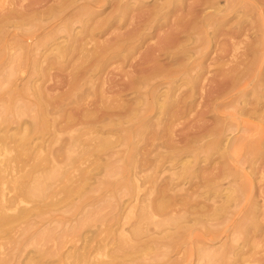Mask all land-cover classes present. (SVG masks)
<instances>
[{"label": "rangeland", "instance_id": "rangeland-1", "mask_svg": "<svg viewBox=\"0 0 264 264\" xmlns=\"http://www.w3.org/2000/svg\"><path fill=\"white\" fill-rule=\"evenodd\" d=\"M61 1L0 0V17L26 13L0 22V194L39 189L0 227V264H264V103L240 113L264 77V0H215L228 19L216 34L199 0L165 17L166 0H120L114 22L119 0L50 15ZM213 128L223 158L204 146Z\"/></svg>", "mask_w": 264, "mask_h": 264}, {"label": "bare ground", "instance_id": "bare-ground-1", "mask_svg": "<svg viewBox=\"0 0 264 264\" xmlns=\"http://www.w3.org/2000/svg\"><path fill=\"white\" fill-rule=\"evenodd\" d=\"M59 1V0H58ZM229 1V0H227ZM262 1V0H261ZM4 2V1H3ZM19 2H22L21 4V7H23L22 9H24L25 7L29 6V3L27 4H24V0H19ZM44 2V0H43ZM54 2V1H53ZM62 3L59 5V6H56L55 9L54 8H50L48 10V12L50 13V15H56V14H65L68 12V8L71 6H73L75 3H77V0L75 1H70V0H62L61 1ZM182 1L180 0H166L164 3H162L161 5H155L156 7V11L155 13L153 14L154 17L157 15V14H161L163 17L167 16L172 10L175 11V9L177 8V6L181 3ZM197 2V1H196ZM8 3V2H7ZM11 3V1H10ZM98 3H102V0H84L83 1V4L80 5L78 7V13L81 14V13H84V12H89L91 13L92 15V12L90 11V9H92L93 7L97 6ZM120 3V0L118 1V3L114 6L113 8V11H115L114 13H112V15L109 17L111 19V21H120L122 19H124L126 16H125V6L124 8H122V6L119 4ZM194 3V2H193ZM230 3V2H229ZM195 4V3H194ZM217 4V1L215 0H199V2H197V7L201 8L202 10H206V9H211L212 11V8L214 10V12L212 13H207L203 16V18L201 17L202 19V22H206L208 25H214L213 26V33L216 34V32L219 30V27L223 26L224 24H226L228 22V19H225L224 20V13H221L222 10L220 8H218L216 6ZM2 5V3L0 4ZM9 5V4H8ZM192 4H190L191 6ZM225 5V4H223ZM128 6V5H127ZM196 6V5H195ZM194 7V5H193ZM257 7V6H256ZM13 8V7H12ZM167 8V9H165ZM240 9V8H239ZM4 10V9H2ZM20 10V9H19ZM50 10H55V11H50ZM229 10H230V6H229ZM258 10V9H257ZM26 11V10H25ZM116 12H118L116 14ZM159 12V13H158ZM2 13V12H1ZM196 13V12H195ZM145 15V14H144ZM26 16V13L24 12H18L16 13L15 10H11L10 12H7L5 13L4 15H2L0 17V22L2 21H5V22H9L11 19H24ZM249 16V15H248ZM55 17V16H54ZM76 17V16H75ZM136 17V16H135ZM108 18V19H109ZM134 18V17H133ZM178 18V17H177ZM236 18V17H235ZM234 20V19H233ZM231 20V21H233ZM109 21V20H108ZM113 21V22H114ZM135 21V20H134ZM151 21V20H150ZM211 21V22H210ZM133 22V21H132ZM177 22H180L179 20L176 21ZM60 23V21H59ZM112 23V22H111ZM238 24H240V21H236L235 24H233V27L231 25L232 28H237ZM134 25V24H133ZM19 26V25H18ZM98 26V25H97ZM111 26V25H110ZM116 26V25H115ZM132 26V25H131ZM176 26V24H175ZM179 26V24H178ZM110 28V27H109ZM206 28V27H205ZM211 27H209L210 29ZM247 28V27H246ZM103 30V29H102ZM236 30V29H235ZM64 31V30H63ZM67 31H68V28H67ZM132 31V30H131ZM206 31V30H205ZM212 31V29H211ZM248 32V31H247ZM127 34V33H126ZM169 36V35H168ZM166 36V37H168ZM171 36V35H170ZM78 34H74V33H71L64 37V41H62L61 43H57L56 45V58L57 59H61L62 57L66 56V54L72 50V48L74 47L76 41H78ZM243 37V36H242ZM264 37V36H262ZM90 38V37H89ZM173 38H171L172 40ZM169 41V40H168ZM173 41V40H172ZM232 41V40H231ZM241 41V40H240ZM68 42V43H67ZM166 42V41H165ZM174 42V41H173ZM242 42V41H241ZM244 42V40H243ZM85 43V42H84ZM122 43V42H121ZM172 43V42H171ZM238 43V42H237ZM262 43V41H261ZM161 44V43H160ZM53 45V44H52ZM235 45V43H234ZM233 45V46H234ZM241 45V44H240ZM227 46V45H226ZM262 46V45H261ZM84 48V47H83ZM223 47H221L222 49ZM235 48V47H234ZM162 49V48H161ZM232 49V48H230ZM236 49V48H235ZM198 51V50H197ZM229 51H232V50H229ZM92 52V51H91ZM222 52V50H221ZM238 52V51H237ZM256 50H251L250 49V56H251V60H250V63L248 62V64H246L245 66V70H248L250 69V65L253 64V62L255 61L254 57H255V54H256ZM157 53V52H156ZM253 54V56H252ZM175 53L172 54V53H167V59H169V61L171 62V64H175L177 61L175 59ZM192 56V55H191ZM95 57V56H94ZM216 59V58H215ZM248 59V58H247ZM191 60V59H190ZM217 60V59H216ZM215 60V61H216ZM220 60V59H219ZM218 61V60H217ZM76 62V61H75ZM190 62V61H188ZM144 63V62H143ZM213 64V63H212ZM146 65V64H145ZM223 65V64H222ZM226 65V64H225ZM137 66V65H136ZM226 67V66H225ZM97 68V67H96ZM147 68V67H146ZM161 69V68H159ZM239 69V68H238ZM140 70H142V68H140ZM148 70V69H147ZM158 70V69H157ZM139 71V70H138ZM193 71V70H192ZM151 72V71H150ZM144 73V72H143ZM193 73V72H192ZM241 74H244V73H241ZM177 75V74H176ZM194 76V75H193ZM231 76V75H230ZM174 77V76H173ZM130 78V77H129ZM205 78V77H204ZM223 79V78H222ZM238 79V74L237 76L235 75L234 77L232 76V81H231V86H233V84L237 81ZM218 81H220L218 79ZM180 82V81H179ZM228 82H229V79H228ZM262 82H264V77H262V75L260 74L258 79L255 81L254 85H253V91L251 92L254 96V98L252 99V101L247 98L246 94H245V97L243 99V103H242V106L240 108V113L241 114H250V113H254L262 106V103H264V101H262V99H264V95H262V93L260 91H257V87L260 86L262 84ZM148 83V82H147ZM187 85L189 84L190 86V89H191V92H193V89L195 88V84H196V81L194 79H191V80H188L187 82ZM126 84V83H125ZM218 84V83H217ZM251 84V83H250ZM128 85V84H127ZM130 85V84H129ZM128 87V86H127ZM202 89H204L203 87H201ZM219 89V88H218ZM223 90V89H221ZM202 91V90H201ZM216 91H217V88H216ZM210 92V91H208ZM220 92V90H219ZM148 93V92H147ZM170 93V92H169ZM218 93V91H217ZM159 94V93H158ZM213 94V93H212ZM216 94V92H215ZM165 95V94H164ZM179 95V94H178ZM209 95V94H207ZM206 95V96H207ZM155 96V95H154ZM180 96V95H179ZM187 97L191 96V95H186ZM202 96V95H201ZM215 97V96H214ZM235 97V96H234ZM180 99V98H179ZM174 101L175 100H171L170 103L166 104L165 102L161 103L158 107L160 108V110L163 112V111H166L167 108H168V105L171 107L173 104H174ZM180 103V102H179ZM209 103V102H207ZM253 103V104H252ZM241 104V103H239ZM252 104V105H251ZM207 106V105H206ZM247 106H251V108H247ZM147 109V108H146ZM149 109V108H148ZM175 109V108H174ZM207 109V107H206ZM168 111V110H167ZM177 111V110H176ZM171 112V111H170ZM238 112V111H237ZM159 113V112H158ZM174 113V112H173ZM160 114V113H159ZM261 114V113H260ZM175 115V114H173ZM177 116V115H176ZM259 118H264V116H261L259 115ZM107 115L103 114V118L100 119L101 122H103L105 119H106ZM176 118V117H175ZM173 119V118H172ZM114 120V119H113ZM100 122V123H101ZM110 122V121H109ZM96 124V123H95ZM106 124V123H104ZM248 124V123H246ZM107 125V124H106ZM226 127V126H225ZM103 128V127H101ZM202 128V127H201ZM250 128V126H249ZM205 129V128H204ZM252 129V128H251ZM227 130H228V127H227ZM206 131V129H205ZM195 134V133H194ZM223 134V131L222 129H217V128H213L212 130H210V132L207 134L208 136H212L213 137V140L209 141L207 144H205L204 146H206L207 148L210 147L211 149L213 150H216L218 152L221 151V153L219 154L221 158L225 157L227 155V145L223 144V139L220 137L221 135ZM24 139V138H23ZM21 139L20 140V143L22 144V146L20 145V148L21 150L24 151L23 149V146L25 148L26 144L24 143V140ZM212 139V138H210ZM103 140V139H102ZM207 141V140H205ZM199 142V141H198ZM233 142V141H232ZM257 142V141H256ZM255 142H253L254 144ZM100 147L104 146L102 144V142H100ZM98 145V146H99ZM97 146V147H98ZM247 148V147H246ZM26 149V148H25ZM253 151V150H252ZM42 152V151H40ZM256 154H259V151L256 153ZM170 156V155H169ZM172 156V155H171ZM39 157V156H38ZM42 159V157H41ZM1 163V162H0ZM36 165V164H35ZM255 165V164H254ZM37 167V165H36ZM3 168L0 166V182L2 183L3 181V176L1 175V173L3 172L2 170ZM252 172H253V168H252ZM214 177V176H213ZM201 178V177H200ZM20 180V179H19ZM36 180H33L32 181V185H28L27 183L25 182H19V181H15L16 184L11 187L13 189H11V191L13 192V195L9 196L8 198V201L6 199V194H4V192H2L0 194V227L1 226H7L8 224L10 223H13V222H16V221H19L20 219H23V216L26 214L27 212V209L25 207H23L22 209H19L18 210V206L21 202H24L25 201V198L28 197V198H32L34 196L37 195V193L39 192V189H38V186L36 185L35 183ZM42 181V180H41ZM38 183V182H37ZM227 184V183H226ZM216 191L218 190H215L214 192L217 193ZM194 193V192H193ZM222 197V196H221ZM227 197V196H226ZM228 199L230 200V198L228 197ZM27 200V199H26ZM7 201V202H5ZM225 201V200H224ZM233 201V200H232ZM5 202V203H4ZM227 202V201H226ZM234 202V201H233ZM231 204V202H230ZM246 207V206H245ZM249 209V208H248ZM7 210H13V211H17L15 214L12 213V215L6 213ZM244 214V213H243ZM28 215V214H27ZM242 221V220H241ZM245 222V221H244ZM253 228H256V225H251ZM123 242V241H122Z\"/></svg>", "mask_w": 264, "mask_h": 264}]
</instances>
